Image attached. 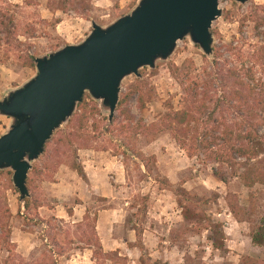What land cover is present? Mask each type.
I'll return each instance as SVG.
<instances>
[{
	"label": "rangeland",
	"instance_id": "obj_1",
	"mask_svg": "<svg viewBox=\"0 0 264 264\" xmlns=\"http://www.w3.org/2000/svg\"><path fill=\"white\" fill-rule=\"evenodd\" d=\"M55 1L0 0V15L2 9L10 10L15 16L17 29L15 41L10 45L0 44V101L37 76V67L32 69L28 66L30 56L41 58L68 45L81 44L91 34L93 22L108 27L131 14L141 0ZM263 6L264 0H249L245 5L222 0L220 9L223 15L214 23L212 30L215 46L224 48L233 42H246L247 47L258 44L261 39L257 38L258 32L254 29L264 19V14L258 12ZM206 58L200 47L187 38L179 42L168 61H159L155 69L144 68L139 72L141 77L131 76L123 82L121 99L133 94L128 110L137 120L153 127L137 139L133 131L123 135L118 130L122 118L111 131H107L108 124L100 121L109 118V113L102 102L87 94L85 109H77L75 115L84 111L96 115L100 131L92 130V122L87 129L93 137H100L93 144L91 142V146L98 150H78L75 155L77 146L75 150H69L63 145L59 154L57 144L62 133L71 131L70 121L56 132L47 155L33 163L36 170L31 175L34 180L31 195L36 203L43 206L40 210L26 213L14 185V172L1 171L0 225L12 233L10 244L0 242V264H6L12 253L23 256L32 264L43 257L46 246L42 237L49 234L46 225L37 223V220H61L59 216L63 208L73 209L79 202L77 197L67 201L57 198L54 186L57 177L76 172L74 165L91 160L92 152L107 153L116 158L125 176L124 184L117 187L115 200L86 198L92 218L98 212L117 207L119 215L124 217L123 222L109 235L118 238L121 244L129 243L135 228L150 232L152 235L150 240L146 239L147 242L142 237L147 254L152 258L149 264H250L248 259L264 264V247L256 246L252 240L258 228L264 227V187L248 189L238 178H231V171L227 169L224 172L230 178V184L220 182L215 177V169L220 167L206 165L202 158H189L163 122L168 113L181 110L183 106L182 80H177L176 75L198 77L207 65ZM212 58L207 59L212 61ZM118 116L117 111L115 117ZM2 118L0 137L13 125L12 119ZM127 150L135 152L123 156ZM111 182L115 183V180L111 179ZM230 205L236 207L239 220L233 215ZM79 212L84 214L85 208H79ZM186 215L189 217L187 220ZM26 217L34 222H28ZM66 222L69 228H63L64 231H71L70 239L76 240L73 220ZM3 229L0 228V239L4 237ZM102 232L108 233L107 228ZM61 238L67 256L59 259V264H95L91 251H76L78 244L69 246ZM210 239H217L224 249L216 250ZM136 241L133 246L124 245V251H120L123 257L129 255L127 264H140L142 253ZM49 244L54 246L51 240ZM114 247L118 246L114 244ZM113 248L108 246L107 251Z\"/></svg>",
	"mask_w": 264,
	"mask_h": 264
},
{
	"label": "trees",
	"instance_id": "obj_2",
	"mask_svg": "<svg viewBox=\"0 0 264 264\" xmlns=\"http://www.w3.org/2000/svg\"><path fill=\"white\" fill-rule=\"evenodd\" d=\"M57 3V0L55 1ZM51 4V3H50ZM53 7V5H51ZM258 12L264 14V6L259 7ZM15 16L10 10L2 9L0 15V44L10 45L16 40L17 29L14 26ZM258 32V44L247 47L248 43L241 44L233 42L227 47L214 48L212 61L207 58V65L203 68L201 75L194 77L191 74L176 75L177 80L183 88V106L181 110L168 113L163 122L165 126L180 145L187 152L189 158H202L204 164H216L220 168L215 169V177L225 185L230 184V178L224 169L230 170L232 177L238 178L248 189L256 186L264 187V19L257 23L255 29ZM37 57L30 56L28 66L36 68ZM133 94L124 96L119 104V116L110 123L109 118L102 119L106 122L107 131H111L119 118V131L125 135L133 131L135 139L144 132L150 131L153 127L144 124L143 120H137L128 110V104L132 100ZM86 96L83 103L79 104L78 110L83 111L86 105ZM92 120V121H91ZM92 122V130L100 131V126L96 115H90L84 111L76 114L69 122L70 132L62 133V137L57 144V153H61L63 145L69 150H98L91 142L99 140V136H92L88 127ZM125 122V124H124ZM61 131L58 132V134ZM46 145L45 155L49 150ZM104 151H108L104 149ZM135 150L124 151L123 156H129ZM118 157V155H115ZM33 168L28 178V188L30 193L33 190L34 180L31 175L35 172ZM74 170L86 180L83 163H76ZM79 204V203H77ZM236 206V204H233ZM230 205L233 215L239 220L236 207ZM43 206L34 201V198H27L24 201L26 213L32 210L38 211ZM68 214L73 215V210L69 209ZM25 215V214H24ZM94 218V219H93ZM92 218V211L88 209L82 222L73 224L77 230V239L71 238V231H64L69 228L64 220L56 218L37 220V223L46 225L48 237H42V242L46 246L43 257L35 264H59V259L67 256L65 249L61 245V237L65 244L76 246V251L93 253L92 261L95 264H127L129 259L120 255L119 252H106L97 232V214ZM186 220L189 218L186 215ZM28 222H34L27 218ZM1 221V220H0ZM3 229V226L0 225ZM74 228V227H73ZM137 234V248L141 251L140 264H149L152 258L147 254V250L142 241L143 230L134 229ZM4 237L0 242L10 244L11 231L3 229ZM218 239V238H217ZM217 239H210L216 250H223ZM2 240V241H1ZM52 241L53 245L49 244ZM253 243L258 247H264V227H259L252 237ZM59 248L55 250L54 248ZM250 264H262L259 261H251ZM6 264H32L23 256L12 253V257ZM153 264H161L154 262ZM248 264V263H247Z\"/></svg>",
	"mask_w": 264,
	"mask_h": 264
},
{
	"label": "water",
	"instance_id": "obj_3",
	"mask_svg": "<svg viewBox=\"0 0 264 264\" xmlns=\"http://www.w3.org/2000/svg\"><path fill=\"white\" fill-rule=\"evenodd\" d=\"M221 1L141 0L131 14L108 27L93 22L91 34L81 44L36 59L37 76L0 101V116L13 120L0 137V172H14L22 203L31 197L27 183L33 163L74 117L87 94L103 103L112 123L123 82L168 61L179 42L190 38L207 58L213 57L212 30L223 15Z\"/></svg>",
	"mask_w": 264,
	"mask_h": 264
},
{
	"label": "crops",
	"instance_id": "obj_4",
	"mask_svg": "<svg viewBox=\"0 0 264 264\" xmlns=\"http://www.w3.org/2000/svg\"><path fill=\"white\" fill-rule=\"evenodd\" d=\"M3 120L4 119L0 117V125H2L1 122ZM120 164L121 163L117 162L116 158L109 156L107 153L92 152V159L88 160L87 162H83L86 180H83L78 174H76V172L73 171L68 172V176L58 175L57 182L54 184V186L57 188V198L59 200L67 201L72 197H77L79 201V204H76V207L72 209V216L68 214V209L64 207L63 211L60 212L59 218L68 222L73 220L74 224L82 222L87 210L89 209L86 203V198L89 196H91L92 199L94 197H99L110 202L115 200L117 187L124 184L123 178L125 177ZM111 175L115 177L111 178ZM111 179H114L115 183H112ZM83 207L85 208L84 214L79 212V208ZM119 212L120 211L118 208L114 207L112 209L97 213V232L106 252L120 253V251H124V245L130 244L133 246L135 240H137V234L135 230H133V234L130 235L128 244H126V242H124L125 244H121L118 238L113 236L116 239L115 240L109 235V232L115 231V228L118 226V224L123 222L122 219L124 217L122 214L119 215ZM76 218H78V220ZM106 220H109V223ZM105 227L107 228L108 233L102 232V229ZM150 235H152L150 232H144L143 237L145 238L146 242L147 240H150ZM114 244H116L118 247L115 248ZM108 246L114 248L107 251ZM120 255L122 256L121 253ZM126 258L130 260L129 255ZM133 264L137 263L133 262Z\"/></svg>",
	"mask_w": 264,
	"mask_h": 264
}]
</instances>
